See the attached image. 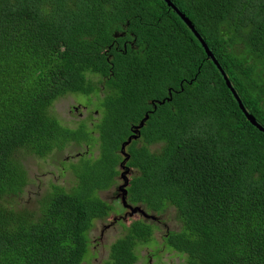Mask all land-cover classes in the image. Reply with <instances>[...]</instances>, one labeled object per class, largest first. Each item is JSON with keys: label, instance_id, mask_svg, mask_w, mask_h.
<instances>
[{"label": "trees", "instance_id": "16d2710c", "mask_svg": "<svg viewBox=\"0 0 264 264\" xmlns=\"http://www.w3.org/2000/svg\"><path fill=\"white\" fill-rule=\"evenodd\" d=\"M172 2L264 126V0ZM121 33L138 48L118 54L111 44ZM170 86L179 92L167 99ZM79 93L88 116L64 119L56 102ZM163 98L126 159L130 124ZM72 145L87 149L64 162L67 182L51 179L35 206L22 202L32 182L26 156L46 161ZM122 162L127 204L150 216L174 208L179 228L158 240L151 217L122 223L99 264H168L169 251L174 264H264V132L174 7L0 0V264H92L89 233L117 212L100 192L116 184Z\"/></svg>", "mask_w": 264, "mask_h": 264}, {"label": "rangeland", "instance_id": "374dc122", "mask_svg": "<svg viewBox=\"0 0 264 264\" xmlns=\"http://www.w3.org/2000/svg\"><path fill=\"white\" fill-rule=\"evenodd\" d=\"M76 98L77 101L83 105L90 103V100L87 99V96H84L80 93L76 94V97L75 95H69L56 102V110L60 114H62L64 119H75V116L79 118V114L81 112L86 113V109L77 104L75 100ZM75 105H78L79 108L78 111L72 114L71 109L72 106ZM92 105L93 107H96L97 103H94ZM105 117L106 116L104 114L101 122L106 123ZM98 123L100 125V121ZM96 127H98V124L96 125ZM142 143V140H137L136 147L140 146ZM129 146H131V144L126 147L127 152H129ZM157 146L159 145H153L152 150H157ZM86 149V146L81 147L72 145L50 156L46 161H40L32 156H26L25 163L29 170L32 182L26 188L25 192L21 195V201L25 202L27 205L29 204V202H31V206H35L33 204H36L37 200L45 192L46 186L51 179H59V181L61 182H67L65 181V177H62L60 175V170H62L64 162L67 161L68 156H77L78 152H84L86 151ZM92 152L94 153V155H97L96 149H94V151L92 150ZM70 159L76 160L75 157H70ZM70 164L71 163H65V166L70 167ZM117 169L120 172L122 171L121 164L117 166ZM120 172L115 176V179H117L116 184L112 188L100 192L101 197L112 203L117 212H113L105 220H96L94 223L95 226L89 233L90 240L93 243L92 250L94 251L95 256H97L96 259H92V264H99L101 263V260L106 257L109 246L124 232V230L122 229V223L128 225L134 219H147V217L139 213V211L132 213L130 207H127L123 204V191L119 190V187L124 183V180L120 176ZM151 216L153 218L150 220L156 225L155 237L158 240H161V236L165 234L168 229L179 228L174 208L167 209L166 212L162 213L161 215L156 216L155 214H153ZM119 218H122L123 220L120 219L122 220L121 222L120 220L117 221V219ZM150 244H154V242L152 241L150 242ZM147 248L148 246H144L145 250H147ZM173 254L174 253L171 251L167 253L164 252L162 261H165L168 264L177 263L178 258L172 257ZM90 256H92V254H90Z\"/></svg>", "mask_w": 264, "mask_h": 264}, {"label": "water", "instance_id": "95a60500", "mask_svg": "<svg viewBox=\"0 0 264 264\" xmlns=\"http://www.w3.org/2000/svg\"><path fill=\"white\" fill-rule=\"evenodd\" d=\"M167 2L168 5H172L174 7V9L179 13V16L182 18V20L186 23V25L191 29V31L193 32V34L195 35V37L197 38V40L202 44L207 57L212 59V61H214V63L219 67L220 71L223 73L224 78L228 84V86L231 88L235 98L238 100L239 102V106L242 109V111L244 112V114L246 115V117L254 124L256 125L261 131L264 132V126L259 124V122L256 120L255 116L253 114H251L246 107L244 106V104L242 103V101L240 100L239 95L237 94V92L234 90L231 82L229 81V78L226 76L225 71L223 70V68L220 66V63L218 62L216 56L214 55V53L212 52V50L210 49L209 45L206 43V41L204 40L203 36L201 35V33L196 29V27L193 25L192 21L189 19V17H187L183 12H181L176 5L172 2V0H165ZM165 100H163L164 102ZM144 120L142 121V123L140 124V126L143 125ZM137 126V127H140ZM137 131V130H136ZM138 135H136V133L134 134V136H129L127 140L124 141V143H122L121 146V152L126 155V159H128L129 155L126 152V146H128L133 139H137ZM125 159V160H126ZM121 167L123 169L121 175H122V179L124 180V183L119 187V189L121 191H123L124 193H122V198H123V204L127 207H130V209L132 210V213H135L136 211L141 212L145 217H151L152 216L148 215L146 212H144L140 206H132L130 204H127L126 202V195L128 194V184H129V171L130 169L125 165V163H121Z\"/></svg>", "mask_w": 264, "mask_h": 264}, {"label": "flooded vegetation", "instance_id": "af4514ba", "mask_svg": "<svg viewBox=\"0 0 264 264\" xmlns=\"http://www.w3.org/2000/svg\"><path fill=\"white\" fill-rule=\"evenodd\" d=\"M191 30V29H190ZM192 32V31H191ZM125 35L124 34H120V35H117V36H115V38H114V41H113V43L111 44V45H113L114 46V49L116 50V52L118 53V54H126L127 53V51L129 50V49H132V48H138V46H136L135 44H134V40H136V39H134V40H131V39H129V38H125L124 40H121V38L122 37H124ZM106 50V52L108 51L107 49H105ZM113 59V55L112 54H110V56H109V60H112ZM190 83V80L189 79H187L185 76H183V77H181V79H180V85H181V89L183 90V85L184 84H189ZM177 92H179V90L178 89H175L173 86H170V87H168V89H167V93H168V95H167V99H169V97H171L172 96V98H173V95L175 94V93H177ZM163 100H165V98H163L162 100H158V99H155V100H153V99H151V100H148V105H149V107H147L146 108V111L143 113V116L139 119V121L136 123V122H132L131 124H130V126H129V135L130 136H134V134L136 133V135H138V137H137V139H133V140H139V139H141V133H142V131H143V127L145 126V124H146V122H147V119L148 118H150V114L152 113V112H154L160 105H161V103H163ZM75 107V106H74ZM76 108H79V106H76ZM85 109H86V107H84ZM86 112H87V114H88V111L86 110ZM87 114H84L83 112H81L80 114H79V119H81V118H85V117H87L88 115ZM94 114L96 115L97 114V112L95 111L94 112ZM92 119L93 118H91L90 119V123H91V125L93 124V122L94 121H92ZM93 120H98V118H95V119H93ZM144 120V122H143V125H142V127L140 126V124L142 123V121ZM137 126H140V127H137ZM137 130V131H136ZM140 134V135H139ZM129 137V136H128ZM128 139V138H127ZM132 140V141H133ZM132 143V142H131ZM130 143V144H131ZM129 144V145H130ZM160 143H156V144H154V145H159ZM80 154V153H79ZM81 155V154H80ZM123 156V155H122ZM124 157V156H123ZM130 172V171H129ZM120 176L122 177V175H121V172H120ZM128 176H129V174H128ZM129 178H130V176H129ZM120 190V189H119ZM122 193H124V192H122ZM97 257H94V259H96Z\"/></svg>", "mask_w": 264, "mask_h": 264}, {"label": "bare ground", "instance_id": "6f19581e", "mask_svg": "<svg viewBox=\"0 0 264 264\" xmlns=\"http://www.w3.org/2000/svg\"><path fill=\"white\" fill-rule=\"evenodd\" d=\"M97 149V148H96Z\"/></svg>", "mask_w": 264, "mask_h": 264}, {"label": "clouds", "instance_id": "9594fccd", "mask_svg": "<svg viewBox=\"0 0 264 264\" xmlns=\"http://www.w3.org/2000/svg\"><path fill=\"white\" fill-rule=\"evenodd\" d=\"M197 29V28H196Z\"/></svg>", "mask_w": 264, "mask_h": 264}]
</instances>
